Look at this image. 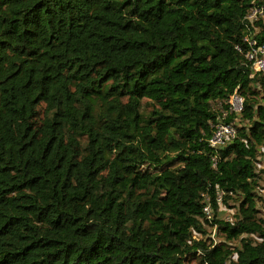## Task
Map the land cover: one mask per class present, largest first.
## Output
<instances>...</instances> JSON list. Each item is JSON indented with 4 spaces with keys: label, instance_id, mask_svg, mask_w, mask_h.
I'll return each mask as SVG.
<instances>
[{
    "label": "trees",
    "instance_id": "1",
    "mask_svg": "<svg viewBox=\"0 0 264 264\" xmlns=\"http://www.w3.org/2000/svg\"><path fill=\"white\" fill-rule=\"evenodd\" d=\"M263 5L0 0V264H264Z\"/></svg>",
    "mask_w": 264,
    "mask_h": 264
},
{
    "label": "built area",
    "instance_id": "2",
    "mask_svg": "<svg viewBox=\"0 0 264 264\" xmlns=\"http://www.w3.org/2000/svg\"><path fill=\"white\" fill-rule=\"evenodd\" d=\"M264 15V5L261 8H255L249 15L248 19L253 25L260 16ZM252 49L247 52L246 58L253 63V68L255 72L264 73V45L258 47L256 42H250ZM225 109L222 103H219V108L221 109L222 119H218V124L214 125V135L210 140V144L213 148L218 146H224L230 138H234L236 135L235 126L232 123L224 122L227 116L233 114H241L244 111V99L238 93L232 95L229 100L226 102ZM207 198V196H206ZM209 202V198L206 199ZM206 216L211 219L213 216L212 208L209 205L205 207ZM215 233L214 231L213 240L215 242Z\"/></svg>",
    "mask_w": 264,
    "mask_h": 264
},
{
    "label": "rangeland",
    "instance_id": "3",
    "mask_svg": "<svg viewBox=\"0 0 264 264\" xmlns=\"http://www.w3.org/2000/svg\"><path fill=\"white\" fill-rule=\"evenodd\" d=\"M259 20L262 21V22H264V17H263V19H259V18H258V19H257L256 21H254V23H253V25H255V26L257 27V32L260 31V28L258 27V25H256V23H257ZM215 107H216L217 109L219 108L218 105H215ZM261 160H262L263 163H264V158H262ZM260 167H263V164L260 165ZM258 192H259V194L263 197V201L259 203V209H260V211H261V215H262L263 218H264V181L261 183V189H259ZM234 213H235V210H227V209L223 208L222 211H221V216H222V218L228 220V219H230V218L233 216ZM215 238H216V241L219 242L220 239H219L218 237H215ZM194 264H195V263H194Z\"/></svg>",
    "mask_w": 264,
    "mask_h": 264
}]
</instances>
